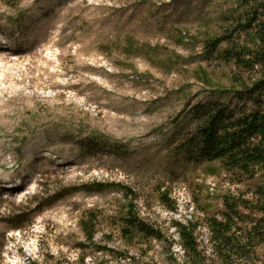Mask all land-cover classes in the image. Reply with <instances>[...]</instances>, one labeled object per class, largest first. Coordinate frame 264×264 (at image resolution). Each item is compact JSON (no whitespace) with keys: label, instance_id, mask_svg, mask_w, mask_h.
<instances>
[{"label":"rangeland","instance_id":"374dc122","mask_svg":"<svg viewBox=\"0 0 264 264\" xmlns=\"http://www.w3.org/2000/svg\"><path fill=\"white\" fill-rule=\"evenodd\" d=\"M246 9L0 0V264H264V172L188 161L183 147L194 107L254 109L232 76L250 86L259 70L219 54L246 40ZM132 216L159 238H126ZM177 224L195 228L196 253Z\"/></svg>","mask_w":264,"mask_h":264},{"label":"trees","instance_id":"16d2710c","mask_svg":"<svg viewBox=\"0 0 264 264\" xmlns=\"http://www.w3.org/2000/svg\"><path fill=\"white\" fill-rule=\"evenodd\" d=\"M245 1L247 9L240 15L236 31L246 34V40L240 45L229 43L226 49H220L219 54L238 70H259L258 78L250 86L243 83L240 76H232V83L239 86L241 92L252 95L254 109L247 111L241 108L237 113H229L228 107L221 103L194 107L191 116L197 127L183 147L188 161H219L227 170L251 174L256 173V170L264 172V0ZM222 42H215L212 47L219 49ZM92 144L99 143L93 141ZM126 220L129 226L124 231L126 238H159L158 232L137 218L132 216ZM84 228L88 233V227L85 225ZM176 229L182 249L196 253L195 228L177 224ZM210 229L218 246H231L230 237H227L230 230L227 223L212 221ZM259 234L264 235V229Z\"/></svg>","mask_w":264,"mask_h":264}]
</instances>
